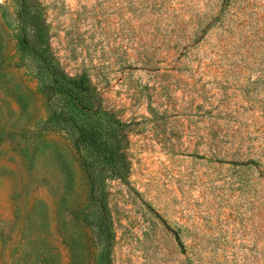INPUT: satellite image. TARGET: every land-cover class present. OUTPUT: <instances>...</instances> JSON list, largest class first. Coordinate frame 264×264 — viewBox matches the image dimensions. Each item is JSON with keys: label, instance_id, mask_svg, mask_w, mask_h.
Segmentation results:
<instances>
[{"label": "rangeland", "instance_id": "obj_1", "mask_svg": "<svg viewBox=\"0 0 264 264\" xmlns=\"http://www.w3.org/2000/svg\"><path fill=\"white\" fill-rule=\"evenodd\" d=\"M35 1L127 167L102 208L0 0V264H264V0Z\"/></svg>", "mask_w": 264, "mask_h": 264}, {"label": "trees", "instance_id": "obj_2", "mask_svg": "<svg viewBox=\"0 0 264 264\" xmlns=\"http://www.w3.org/2000/svg\"><path fill=\"white\" fill-rule=\"evenodd\" d=\"M17 1L21 49L40 62V71L47 76L41 92L49 114L42 127L75 134L81 166L90 183V196L105 209L101 202L105 184L121 178L127 167L124 131L128 124L104 108L99 93L85 74L73 77L63 69L52 50L44 9L35 0ZM101 227L108 237L110 230L105 221Z\"/></svg>", "mask_w": 264, "mask_h": 264}]
</instances>
